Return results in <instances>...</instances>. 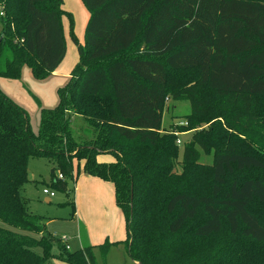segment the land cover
<instances>
[{
  "label": "trees",
  "instance_id": "trees-1",
  "mask_svg": "<svg viewBox=\"0 0 264 264\" xmlns=\"http://www.w3.org/2000/svg\"><path fill=\"white\" fill-rule=\"evenodd\" d=\"M82 3L85 46L72 34L80 61L37 133L0 91V264H96L94 247L67 252L30 212L22 190L31 157L54 160L63 177L83 161L85 174L111 183L138 264H264V154L246 139L264 120V0ZM62 5L0 0L1 77L19 79L28 64L42 78L62 61ZM167 100L189 101L191 112L164 131ZM74 118L84 123L78 134ZM184 131L192 137L179 161ZM103 154L115 161L100 163ZM55 172L53 185L65 189Z\"/></svg>",
  "mask_w": 264,
  "mask_h": 264
},
{
  "label": "rangeland",
  "instance_id": "rangeland-1",
  "mask_svg": "<svg viewBox=\"0 0 264 264\" xmlns=\"http://www.w3.org/2000/svg\"><path fill=\"white\" fill-rule=\"evenodd\" d=\"M62 8L67 16L62 19L66 45L62 61L42 78H37L28 64H23L21 67L19 79L11 80L0 76V91L26 112L30 130L34 133L39 131L42 110H53L59 105L60 91L70 84V75L80 61L79 45L85 46V29L89 13L82 0H63ZM3 12L0 7V37L4 32L1 19ZM19 16L21 20L18 25L13 24L16 31L22 27L20 13ZM72 18L73 27L71 29L70 20L72 21ZM72 34L78 40V46L73 42ZM190 112L189 101L167 100L162 128L164 131H169L171 125L185 124L183 118ZM214 114L216 115V112ZM217 122L227 129L223 118L219 117ZM257 124L259 128L249 132L250 136H246V139L252 143L256 151L264 154V120H259ZM83 125L82 119H73L72 126L76 134ZM208 127L209 124H205L198 129ZM80 136L83 134L81 133ZM191 137L192 132L179 133V142L177 141V144L181 145L179 161L182 160L183 144L189 143ZM98 161L111 163L115 159L110 154H103L98 157ZM211 161V155L202 153L201 165L208 167ZM27 169L29 183L23 188L22 195L30 200L29 210L36 216L46 218L47 233L52 235L53 240L60 238L67 252L75 253L85 246H91L94 247L92 249L96 264H138L127 255L124 245L126 222L116 204L111 183L85 174L83 161L74 160L73 177L66 176L63 179L66 183L65 189L53 185L52 170L56 169V178L62 174L54 160L45 157H31ZM178 170H181L180 166ZM205 174L208 177V170ZM229 184L230 179L227 185ZM44 189H49L55 196L49 198L44 195ZM47 198L50 200L49 203L46 201ZM106 241L110 243V246L106 248V253H103L99 246ZM59 253L57 245L54 244L51 250L52 256L55 257ZM49 264L68 263L53 258Z\"/></svg>",
  "mask_w": 264,
  "mask_h": 264
},
{
  "label": "built area",
  "instance_id": "built-area-1",
  "mask_svg": "<svg viewBox=\"0 0 264 264\" xmlns=\"http://www.w3.org/2000/svg\"><path fill=\"white\" fill-rule=\"evenodd\" d=\"M181 124H183V123H181ZM185 124H186V123H185ZM185 124H184V125H185ZM178 142H179V141H178ZM178 144H179V143H178ZM59 178L62 179V180L64 179V177H63L62 174L59 175ZM43 194L46 195V196H48L49 198H53V197L55 196V194H54L52 191H50L49 189H44V190H43Z\"/></svg>",
  "mask_w": 264,
  "mask_h": 264
},
{
  "label": "crops",
  "instance_id": "crops-1",
  "mask_svg": "<svg viewBox=\"0 0 264 264\" xmlns=\"http://www.w3.org/2000/svg\"><path fill=\"white\" fill-rule=\"evenodd\" d=\"M48 203L50 202V200L47 198V200H46Z\"/></svg>",
  "mask_w": 264,
  "mask_h": 264
}]
</instances>
